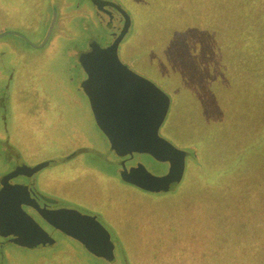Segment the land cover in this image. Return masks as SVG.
Here are the masks:
<instances>
[{
    "label": "rangeland",
    "instance_id": "rangeland-1",
    "mask_svg": "<svg viewBox=\"0 0 264 264\" xmlns=\"http://www.w3.org/2000/svg\"><path fill=\"white\" fill-rule=\"evenodd\" d=\"M51 1L0 0V130L12 123L16 145L9 152L1 140L0 172L17 160L27 166L53 161L28 178L36 193L30 202L50 197L65 209L93 214L109 225L111 248L109 254L89 251L94 255L85 259L36 255L20 248H32L39 234L0 210L8 227H0V264L264 262L262 246L252 245L264 240V0H99L113 2L130 19L122 59L170 101L158 135L185 152V171L182 184L160 193L117 178L133 172L161 177L170 163L105 138L88 111L80 52L109 45L122 15H104L91 0H54L56 19L40 47L53 21ZM70 126L93 145L77 160L62 159L63 128ZM226 170L215 185L203 177ZM253 192L259 200L246 202ZM209 197L213 204L205 203ZM243 212L261 223L255 240L240 225Z\"/></svg>",
    "mask_w": 264,
    "mask_h": 264
},
{
    "label": "water",
    "instance_id": "water-1",
    "mask_svg": "<svg viewBox=\"0 0 264 264\" xmlns=\"http://www.w3.org/2000/svg\"><path fill=\"white\" fill-rule=\"evenodd\" d=\"M53 21L47 33V42L56 19L54 0ZM97 7L114 6L122 15V29L111 46L103 49H89L80 56L82 66L89 77L88 100L100 129L111 138L141 148L170 163L168 173L153 177L143 172L123 176V180L147 191L168 190L171 184L181 181L185 171V152L175 148L158 135L169 109L168 96L148 79L126 68L117 56V50L129 27V17L118 6L109 2L91 0ZM37 167L34 170H38ZM17 170L14 175L21 173ZM12 197V201H9ZM0 204L9 215L18 214L26 219L20 210L16 195L7 193L0 198ZM44 218L59 230L78 238L95 250L109 251V236L93 218L77 216L72 211H45ZM1 228L7 229L6 225Z\"/></svg>",
    "mask_w": 264,
    "mask_h": 264
},
{
    "label": "flooded vegetation",
    "instance_id": "flooded-vegetation-1",
    "mask_svg": "<svg viewBox=\"0 0 264 264\" xmlns=\"http://www.w3.org/2000/svg\"><path fill=\"white\" fill-rule=\"evenodd\" d=\"M113 5H114V3H113ZM98 8L100 9V11L104 15H107V16H111V13H110L111 10L118 12V10L114 6H107V7H103V8L98 7ZM122 20L124 23L123 17H122ZM122 26H123V24H122ZM118 34L115 36V38L118 36ZM115 38H114V40H115ZM112 42L105 47L96 48V49L108 48L111 46ZM121 44H122V42L120 43L118 50H117V56H118L120 62L126 68H128L130 71H132L133 73H136V71H133L127 65V63L122 59V57L120 55L122 53ZM90 49H92V48H90ZM92 50H94V49H92ZM83 53L84 52H80L79 58ZM88 111L91 114L92 119H94L95 124L97 126V130H99V133H101V135H103L105 138L110 139V137L107 134H105L100 129V127L98 126L96 119L94 117V114H93V110H88ZM6 128H8L9 131H7ZM6 128L4 129V133H3V129L0 130V144L3 143L1 140H4V142H5L4 144L6 145V147L8 149L7 151L12 152V146L14 144L11 141L13 139L10 137V136H13V134H12V123L10 125L8 124V126ZM71 129H72L71 126L69 129L63 128V135H65V138H66L65 140H63V142L66 145L63 146L62 159L65 156L66 159L77 160L79 158L78 157L79 155L83 154L86 151H91L93 145L88 143V141L86 140V137H84L82 135H78V134H76V132H71ZM72 131H74V130L72 129ZM14 146H16V145L14 144ZM89 146H92V147L89 149L88 148ZM104 150L107 151L108 149H104ZM19 151L21 152L20 149H19ZM0 152H2V150H0ZM16 152H17V149H16L15 153ZM82 157L83 156H81L80 158H82ZM185 157H186V155H185ZM117 159L123 160V159H125V157L124 156H118ZM19 160H22V159H19ZM17 161L12 165V167L10 169L5 170L3 172H0V198L2 197V195L7 194V193H11V194L16 195L18 206H19L20 210L22 211V213L25 215L26 219L23 217H20L18 214H14V216L9 215L8 212L2 208L3 206H1V204H0V210H2L8 217L16 218V219L20 220L21 222L25 223L26 227L29 230L33 231L35 234H37V235L39 234L38 236L35 237V240L32 241L33 242L32 243L33 245L31 246L32 248H30L28 246V247H24V248H20V249H26L28 251L34 250L35 252L41 250V251H44V254H48V253L52 254L55 252L56 255L58 254L59 256H69V257H73L76 259L78 257L77 254L82 255V259H85L86 256L87 257L89 256L88 253H90V252L97 254V255L109 254V251L95 250V249L88 247L85 243L80 241L78 238L73 237L71 235H68L65 232L59 230L58 228L53 226L51 223H49L44 218V212L47 210L48 211H72V212H75L77 214V216H79V217L84 216V215H82V214H80L74 210H71L68 207H67V209L60 207L50 197H43L42 196L43 198L41 197L42 200L39 203L30 202L31 201L30 194L35 193V191H32L31 188L29 187V185L27 186L26 183L29 182L33 178V176L37 175L36 173H40L44 169L50 167V164L53 161L41 162L39 164L31 165V166L30 165L27 166L26 164H24L26 162L25 159L23 160L24 163H17ZM109 162H110V159L108 158L106 163L108 164ZM119 162L117 161L118 166L120 164ZM37 167H40V168H38V170L31 171ZM19 169H23L24 171L21 170L22 171L21 173L14 175V173ZM169 169H168V171H169ZM122 171H121L120 175L123 173ZM168 171H166L161 176L166 175L168 173ZM134 173H136V172H133L132 175ZM122 175H124V173ZM28 178H30V180ZM117 179H120L123 181V176H121V177L118 176ZM140 190L147 192V190H144V189H140ZM20 195L24 196V200L22 199L21 202L19 201L20 199L18 198V197H20ZM8 200L12 201V197ZM87 217L93 218L97 223H99L101 225L102 228H104L106 230V232L108 233V236H109V245L108 246L111 248L110 237L113 234L110 233L109 225L107 226L108 227L107 228L108 230H107L93 216V214L91 216L87 215ZM2 225H5V224L0 223V227ZM1 229H3V228H1ZM3 230H5V229H3ZM41 232H43L44 234L43 233L40 234ZM41 236H44L46 238V240L41 239ZM91 253H90V255H91ZM34 254L37 255L39 253L36 252ZM94 254H92V255H94ZM11 255L16 256V254H14V253H12ZM107 257H108V255H107ZM30 258H33V257H30Z\"/></svg>",
    "mask_w": 264,
    "mask_h": 264
},
{
    "label": "trees",
    "instance_id": "trees-1",
    "mask_svg": "<svg viewBox=\"0 0 264 264\" xmlns=\"http://www.w3.org/2000/svg\"><path fill=\"white\" fill-rule=\"evenodd\" d=\"M129 24H130V19H129ZM129 29H130V26L128 27ZM129 31V30H128ZM128 33V32H127ZM126 33V34H127ZM125 37H126V35H125ZM125 37H124V39H125ZM123 39V40H124ZM231 171H229V170H226V171H224V172H221V173H219V174H215V173H208V172H206V173H204L203 174V177H204V179H205V181L208 183V184H211V185H215V184H217V182H218V179H219V177L221 176V175H227V174H229ZM203 173V172H202ZM258 177H260V175H258ZM261 178H262V180L264 181V178L261 176ZM182 180H183V178L181 179V183L179 182V183H177V186L179 185V184H182ZM183 183H184V181H183ZM175 185V184H174ZM248 185H250L251 187H253V185L252 184H250V182L248 183ZM262 189H263V191H264V184L262 185ZM151 192H157V191H151ZM159 193H160V191H158ZM167 193H169V191H167ZM256 194L253 192V193H251L250 195H248L245 199H246V202H248V203H251V202H255V200H259V199H255L253 196H255ZM214 200L215 199H213V198H208L206 201H205V203H207V204H213V202H214ZM246 217L247 219H245V223H241L240 225L242 226H245V227H243V229H245V230H243V229H241V230H243L247 235L248 234H252V236H253V238H254V240L255 239H257L256 237H254L256 234H257V232H258V230L260 229V228H257V227H260L261 225V223H259V224H256V222H254V219H251V217L247 214V213H245V212H243L242 214H241V216L240 217ZM254 222V225H252V226H249L250 225V223H253ZM241 230H239L238 231V234H237V236H239V235H241V233H240V231ZM238 238V237H237ZM239 239V238H238ZM241 242H243V240H241V239H239ZM251 240H253V239H251ZM253 245V247H254V249H256V247L257 248H259L260 246H262V249L260 250V252H264V240H262V241H257V242H255L254 244H252ZM111 256V254L109 255V257ZM114 258V251H113V257L111 256V259H109V261L110 260H112ZM114 260H115V258H114ZM113 260V261H114ZM44 264H58V263H44ZM259 264H264V262H262V263H259Z\"/></svg>",
    "mask_w": 264,
    "mask_h": 264
}]
</instances>
